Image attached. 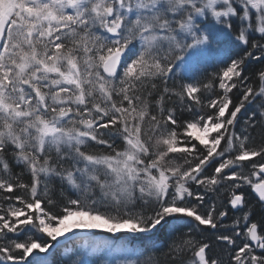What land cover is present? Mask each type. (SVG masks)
I'll return each instance as SVG.
<instances>
[{
    "label": "snow or ice",
    "instance_id": "obj_1",
    "mask_svg": "<svg viewBox=\"0 0 264 264\" xmlns=\"http://www.w3.org/2000/svg\"><path fill=\"white\" fill-rule=\"evenodd\" d=\"M0 264H264V0H0Z\"/></svg>",
    "mask_w": 264,
    "mask_h": 264
},
{
    "label": "trees",
    "instance_id": "obj_2",
    "mask_svg": "<svg viewBox=\"0 0 264 264\" xmlns=\"http://www.w3.org/2000/svg\"><path fill=\"white\" fill-rule=\"evenodd\" d=\"M97 235H100V236H111V234L105 233V232H98Z\"/></svg>",
    "mask_w": 264,
    "mask_h": 264
}]
</instances>
